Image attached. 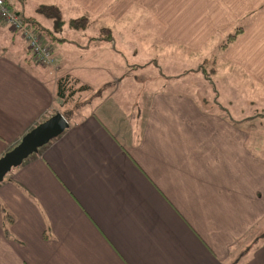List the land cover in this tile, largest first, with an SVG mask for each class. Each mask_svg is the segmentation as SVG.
<instances>
[{
  "label": "crops",
  "instance_id": "0c3cea01",
  "mask_svg": "<svg viewBox=\"0 0 264 264\" xmlns=\"http://www.w3.org/2000/svg\"><path fill=\"white\" fill-rule=\"evenodd\" d=\"M73 1L90 18L111 3L109 18H131L135 10L147 21L145 33L162 47L157 66L164 61L173 68L183 52L211 46L221 30L264 3ZM250 21L228 57L264 86V8ZM2 28L10 31L5 22ZM6 35L0 28V157L63 111L58 77L49 79L56 72L27 59V50L23 57L7 53L8 44L23 38ZM94 43L87 59L95 77L67 73L91 88L116 82L0 181V202L15 216L7 237L0 210V264H264V145L256 140L263 128L229 120L187 89L148 82L136 92L130 75L134 64L150 66L157 54L150 44L139 59L126 57L127 45L117 39L112 46L100 37ZM192 68L188 73L197 72ZM186 74L163 77L188 85Z\"/></svg>",
  "mask_w": 264,
  "mask_h": 264
},
{
  "label": "rangeland",
  "instance_id": "374dc122",
  "mask_svg": "<svg viewBox=\"0 0 264 264\" xmlns=\"http://www.w3.org/2000/svg\"><path fill=\"white\" fill-rule=\"evenodd\" d=\"M6 1L12 11L16 13L20 11L19 13L22 18L24 15L28 18L30 17L29 15H32L30 19L38 23L33 17L36 16L44 23V26L41 25L43 28H50V32L48 33H41V30L36 31L41 37V41L44 44L47 43V45H45L52 50L53 55L56 56L57 54L60 56L56 65L59 66L60 63L63 65L60 71L57 70L56 73L49 78L51 82H54L56 77L67 73V70L71 69V71H78L95 77L94 70L90 69L88 66L91 62L87 59V56H91L97 48L94 47L96 37H100L104 42L110 43V46L114 44L115 39L120 43H125L127 45L125 56L128 58L139 56V59H144L147 55V52L144 51V47L150 44L152 52L157 53L152 54L151 62H149L150 66H145L146 69H144L143 66L134 64L133 73L130 75V77H133L135 80L132 88L136 92L144 88L148 82L151 83L153 87L159 86L184 91L187 89L188 91L197 93L205 107L210 106V108L218 109L220 112H224L226 117L231 116L236 122L240 121V124L246 127L258 125L264 130V86L255 84L253 79L254 76H252V80H250L249 78L252 74L241 68H237V66H233L232 59L228 57L230 46L233 45L242 34L238 35L236 39L225 48L217 46L216 44L217 41L219 43L224 42L226 35H228L229 32H233L234 27L221 30L223 32H220L221 34L216 36L217 39L213 41L211 46L205 42L202 47L207 46L197 53L190 54L183 52L184 57L186 55H196V58L188 59L183 57L181 65L173 68L167 66L164 61L157 66V56L163 52L162 47L151 37L153 34L152 32L149 33L150 35L145 33L144 30L147 29V21L145 18L141 20L135 17L137 15L135 10H131V18L121 20L109 18L107 14L112 5L111 3L105 7L104 11L99 16L90 18L89 15H81L78 5L73 0ZM39 3L56 4L61 10V19L63 23L59 26L55 23L54 18L40 13L37 10ZM22 13H24V15H22ZM78 17H87V21H82L85 23L84 26L73 27L70 21ZM242 21L243 20L238 23L241 24ZM249 22L245 23L243 32L247 29ZM24 24L27 25L28 23ZM3 26L4 21L0 19V28L7 32L6 38L9 39L10 36L11 38L16 37V35L13 36L12 34L14 31L19 34L18 31L13 30L8 25L10 31H6L5 28H2ZM46 29L45 31L47 32ZM216 37H214V39ZM7 47V53L12 54L13 51H16L20 54L15 55L21 57H23L26 50L29 49L24 39L19 40L16 45L8 44ZM95 54H97V52ZM166 57L167 55L163 56V58ZM37 63L39 62L37 61ZM190 67H197V72L188 73V71L191 70ZM168 73L181 76L187 73L183 79L186 78L190 83L187 85L186 83H181L179 80L172 82L171 79L163 77V74ZM148 78L151 79L148 81ZM115 82L116 81H111L108 84H106L107 82L102 83L99 91H97L98 87L91 88L87 91H77L71 99L63 104V108L61 109L63 112L69 114L73 113V109L78 111L80 106H82L84 110L89 109L91 105H86L90 102L89 100L96 98L101 90L110 87L111 83L115 84ZM214 101L218 102L215 103ZM260 137L262 138H256V140L261 141L262 145H264V133L262 135L260 134Z\"/></svg>",
  "mask_w": 264,
  "mask_h": 264
},
{
  "label": "trees",
  "instance_id": "16d2710c",
  "mask_svg": "<svg viewBox=\"0 0 264 264\" xmlns=\"http://www.w3.org/2000/svg\"><path fill=\"white\" fill-rule=\"evenodd\" d=\"M262 8H264V3L257 10H255V11L249 13L247 16H245L243 18V21L241 22V24L238 23L236 26H234V31L229 32L228 35H226L225 41L220 43V46L222 48L229 46V43L234 41L238 35L242 34L244 27H245V23L249 22L253 18V16H255L257 13L260 12V10ZM37 10L45 16L54 18V21L57 25L60 26L63 23V20L61 19V10L56 4L39 3L37 6ZM22 20L24 23H28L29 25L28 24L27 25L30 26L31 28H33V30H40L41 29V30H43V32H45V28H43L36 21L30 19V17L28 18L26 16H23ZM82 21H87V17L74 18L72 21H70V24L73 27L74 26L75 27H81V26H84V24H85ZM16 34H17L16 32H13V36H15ZM27 54H29V49H27ZM29 56L27 59H29V60L32 59L34 62H36L33 59V56L31 54H29ZM108 83H110V82H107L106 84H108ZM89 89H91V87L89 85L81 82L77 77H75L74 75H72L70 73H65L64 75L58 77L57 81H56V96L59 99L60 105H62V106H63V104H65V102H67L69 99H71L77 91H84V90H89ZM99 89H101V88H98L97 91H99ZM101 92H102V90L99 93H101ZM96 93H98V92H96ZM98 94H97V96H98ZM200 102H201V100H200ZM214 102L217 103L218 101H214ZM201 104H203V103L201 102ZM220 108H221V106H220ZM72 112H73L72 114H69L67 112L61 111V113L67 118V120L69 122H74L76 119V116H77L75 109H73ZM227 118L231 121L232 120L235 121V119L232 118L231 116H227ZM0 210H1V214H2V220H3V231L7 237H10L11 236L10 225L15 220V216L1 202H0ZM262 235H264V233Z\"/></svg>",
  "mask_w": 264,
  "mask_h": 264
},
{
  "label": "water",
  "instance_id": "95a60500",
  "mask_svg": "<svg viewBox=\"0 0 264 264\" xmlns=\"http://www.w3.org/2000/svg\"><path fill=\"white\" fill-rule=\"evenodd\" d=\"M69 126L67 118L59 111L28 130L12 148L0 157V181L39 147L61 134Z\"/></svg>",
  "mask_w": 264,
  "mask_h": 264
},
{
  "label": "built area",
  "instance_id": "2783aa9c",
  "mask_svg": "<svg viewBox=\"0 0 264 264\" xmlns=\"http://www.w3.org/2000/svg\"><path fill=\"white\" fill-rule=\"evenodd\" d=\"M0 19L13 30L18 31L22 38L26 40L29 53L36 62L42 63L40 65L50 74L57 71L56 59L50 48L41 41V37L36 30L23 23L20 14L10 9L6 0H0Z\"/></svg>",
  "mask_w": 264,
  "mask_h": 264
}]
</instances>
